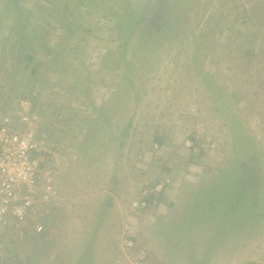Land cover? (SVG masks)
Masks as SVG:
<instances>
[{
	"label": "rangeland",
	"instance_id": "obj_1",
	"mask_svg": "<svg viewBox=\"0 0 264 264\" xmlns=\"http://www.w3.org/2000/svg\"><path fill=\"white\" fill-rule=\"evenodd\" d=\"M23 111L61 203L0 264H76L96 227L93 264H264V0H0V119Z\"/></svg>",
	"mask_w": 264,
	"mask_h": 264
},
{
	"label": "built area",
	"instance_id": "obj_2",
	"mask_svg": "<svg viewBox=\"0 0 264 264\" xmlns=\"http://www.w3.org/2000/svg\"><path fill=\"white\" fill-rule=\"evenodd\" d=\"M47 141L40 122L25 111L0 119V232L25 229L59 207L57 173L48 162ZM161 186L149 189L161 191ZM35 229L41 232L43 226L37 223ZM129 230L125 226V233ZM132 245V240L126 241V246Z\"/></svg>",
	"mask_w": 264,
	"mask_h": 264
},
{
	"label": "trees",
	"instance_id": "obj_3",
	"mask_svg": "<svg viewBox=\"0 0 264 264\" xmlns=\"http://www.w3.org/2000/svg\"><path fill=\"white\" fill-rule=\"evenodd\" d=\"M234 181V180H233ZM226 188L225 187H223V189L222 190H224V192H223V198H222V200H224L226 197H227V194H228V190H229V187H228V183H226ZM241 192L243 193V190H241ZM216 195H217V193H215ZM218 197V196H217ZM219 199H221V197H218ZM234 199H236L235 197H234ZM233 199V200H234ZM221 200V201H222ZM230 200H232V198L230 199L229 198V200H228V202L230 201ZM220 201V203L218 204V206H220V205H223V202H221ZM211 205L212 204H209V205H207V210H209V208L211 207ZM234 210H233V213H234V219H233V221L234 220H240L241 219V217H242V215L245 213V209H246V207L245 206H241V205H235V206H233L232 207ZM226 210H225V208L223 209V214L222 215H217L218 217H220V216H222L221 218H224V222H226L225 221V218H226ZM216 216V217H217ZM215 217V218H216ZM216 222V221H215ZM228 222V221H227ZM218 225H219V222L217 223ZM224 224V223H223ZM220 226V225H219ZM223 227H226L225 225H223ZM95 230H96V233H94V234H92V233H90V234H88L87 236H85L83 239H84V245H83V248H82V250H81V252H79L76 256H75V261H76V264H93L92 263V260H94L95 259V248H93V244L95 243V241H96V239H97V235H98V227H96L95 228ZM91 259V260H90ZM74 261V262H75ZM95 261V260H94ZM248 264H257V263H248Z\"/></svg>",
	"mask_w": 264,
	"mask_h": 264
},
{
	"label": "crops",
	"instance_id": "obj_4",
	"mask_svg": "<svg viewBox=\"0 0 264 264\" xmlns=\"http://www.w3.org/2000/svg\"><path fill=\"white\" fill-rule=\"evenodd\" d=\"M248 1L253 2V1H258V0H248Z\"/></svg>",
	"mask_w": 264,
	"mask_h": 264
}]
</instances>
